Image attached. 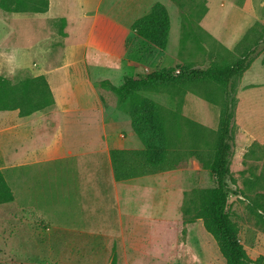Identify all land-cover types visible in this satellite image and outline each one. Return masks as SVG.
Listing matches in <instances>:
<instances>
[{"label":"crops","instance_id":"0c3cea01","mask_svg":"<svg viewBox=\"0 0 264 264\" xmlns=\"http://www.w3.org/2000/svg\"><path fill=\"white\" fill-rule=\"evenodd\" d=\"M191 1L49 0L45 12H7L0 7V11L6 13L46 15L51 33H57L62 39L70 30H86L78 46L81 52L77 62L82 64L79 70L68 68L69 62L47 66L44 53L34 56L31 63L23 54L17 60L31 73L28 77L45 76L54 96V104L47 109L28 116H20L18 111L17 120L11 126L14 129V201L10 204L14 202V228L18 235L39 230L45 235H55L59 245L66 242L73 245L69 247L72 250L78 249L77 244H83V240L91 243L93 239L92 242L98 244L94 249L119 252L120 264H143L147 242L143 236L146 230L141 224L152 219L177 218V215L182 218V213L177 211L180 200L172 209L162 201L163 192L170 186L162 183L161 175L173 170L116 180L111 151L143 149L144 144L133 131L130 115L120 109L117 95L101 82L108 80L120 85L126 76H138L128 75V72L155 70L152 60H157L158 64L168 57L178 61L176 45L181 33L179 28L171 45L172 11L187 9ZM157 2L164 4L170 14L165 50L149 44L131 28L133 22L149 13ZM237 38L224 37L222 41L231 49ZM99 56L103 61H97ZM56 74L61 77L55 78ZM64 115L70 116V123L80 129L52 131L53 126L60 127ZM124 129L126 135L122 134ZM85 166L91 172L86 174L87 178H84ZM181 195L184 199V193ZM106 197L117 221L115 231L112 228L101 232L89 227L83 201L99 209ZM187 225L189 247L194 245L199 249L202 243L196 230L205 228L203 221L199 219ZM154 231L159 234L158 228ZM140 235L143 237L137 238ZM69 236H79L80 242L69 240ZM161 254H154L155 259L151 260L161 261Z\"/></svg>","mask_w":264,"mask_h":264},{"label":"rangeland","instance_id":"374dc122","mask_svg":"<svg viewBox=\"0 0 264 264\" xmlns=\"http://www.w3.org/2000/svg\"><path fill=\"white\" fill-rule=\"evenodd\" d=\"M187 5V9L172 11L171 45L177 30L179 33V28L181 33L176 45L178 61L168 57L158 64L157 60H152L153 69L177 70L186 64L203 67L211 64L225 66L243 56H248V65L234 79L230 90L221 83H210L207 86L201 84L186 94L181 108H178L176 100L170 99L165 92H150L148 95L167 108L180 109L183 116L204 126L203 136L210 143V146L205 147L207 151L213 149L221 112L229 93L235 135L229 183L243 193L240 196H230L228 212L239 226L240 239L248 254L252 258L264 256V227L258 225L254 214L256 210L260 211L254 200L259 193H264V0H192ZM46 18V15L42 14L0 11V75L12 80L14 84L32 76L26 66L17 63L21 54L26 57L28 63H31L34 56L44 53L47 66H59L68 62L71 63L68 65L71 69L79 70L82 66L77 62L81 52L78 46L86 30H70V34L62 39L57 33H51ZM183 24L185 32H188L184 44ZM224 37L238 38L229 49L222 41ZM97 61H103V58L99 56ZM142 74L145 73L128 72V75ZM52 77V83L55 85V79ZM54 77L61 76L56 74ZM119 107L125 114L128 113L126 103H120ZM17 112L18 110L0 111V168H5L3 173L13 188L14 129H11V126H14V121L17 120ZM70 118L68 115L62 116L60 127L53 126L52 131L61 133L72 129L79 130V126L70 123ZM186 126L188 128L184 127L182 137L185 147H188L191 136L189 138L187 132L188 129L191 131V127ZM122 134L126 135V129ZM187 164L188 166L180 170L165 172L160 178L162 183H169L170 186L163 192V205L166 203L168 208L172 209L180 200L177 211L182 213V218L177 215V218L147 220L151 221L149 223L140 221L143 222L140 227L146 230L143 236L147 242V257L143 264H227L217 241L204 227L203 231L196 230V236L200 235L201 247H189L188 225L183 222L185 218L181 201L184 199L181 194L187 195L188 201L192 197V191L214 187L215 179L210 169L200 165L196 157H192ZM83 172L84 178L91 173L86 166ZM107 201L108 197L99 209H95L90 202L83 201V213L86 221L90 222L89 227L101 232L112 228L115 231L116 215L110 207L111 203L108 202L107 205ZM196 221L199 222V219ZM156 228L159 229L158 235L154 231ZM23 230L25 232L27 229ZM69 240L80 242V237H70ZM92 241L94 240L88 243L83 240V244H77L78 249L72 250L69 247L73 245L68 242L59 245L55 235H45L39 230L18 235L14 228V202L4 203L0 207V264H120L119 252L115 249L96 250L93 247L98 244ZM158 252H162L161 261L151 260L155 259L154 254Z\"/></svg>","mask_w":264,"mask_h":264},{"label":"trees","instance_id":"16d2710c","mask_svg":"<svg viewBox=\"0 0 264 264\" xmlns=\"http://www.w3.org/2000/svg\"><path fill=\"white\" fill-rule=\"evenodd\" d=\"M0 7L7 12H45L49 0H0ZM170 26L167 7L157 2L149 13L135 20L131 28L149 44L165 50ZM185 29L184 43L188 37ZM248 60V56H243L225 66L186 64L177 70L158 69L136 77L126 76L120 85L108 80L101 82L117 95L121 104L128 105L133 131L144 144L143 149L115 148L111 151L116 180L182 169L188 166L192 157H196L200 165L210 169L215 186L192 191L188 201L184 194V223L201 219L205 229L217 241L227 264H264L263 255L252 258L248 254L240 239L239 226L228 212L230 196L243 193L229 183L235 140L232 101L227 93L213 149L207 151L205 147L210 146V143L203 136L205 127L183 116L178 108L183 105L186 94L201 84L207 86L210 83H221L230 90L234 79L246 69ZM150 92L167 93L170 99L176 100L178 108L163 106L148 95ZM53 104L54 96L45 76L26 77L14 84L12 80L0 75V111L18 110L20 116H28ZM186 125L191 127V131L188 129L187 132L188 137L191 136L188 147H185L182 137L184 127L188 128ZM12 201L14 188L0 170V205ZM254 204L260 209L254 212L255 220L264 227V193L258 194Z\"/></svg>","mask_w":264,"mask_h":264}]
</instances>
